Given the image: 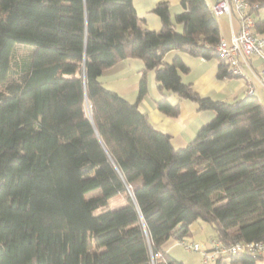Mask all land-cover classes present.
<instances>
[{
  "label": "trees",
  "instance_id": "trees-1",
  "mask_svg": "<svg viewBox=\"0 0 264 264\" xmlns=\"http://www.w3.org/2000/svg\"><path fill=\"white\" fill-rule=\"evenodd\" d=\"M247 1L264 35V0ZM180 5L172 16L157 2L153 31L133 0H0V264H184L162 247L197 221L226 244L264 242V104L200 96L178 55L163 60L173 50L219 59L207 0ZM16 44L33 53L7 81ZM126 58L144 63L133 102L98 79ZM151 70L158 110L176 116L175 94L214 113L182 148L139 109ZM216 76L233 77L221 60ZM117 194L124 204L112 210ZM258 261L219 255L211 264Z\"/></svg>",
  "mask_w": 264,
  "mask_h": 264
},
{
  "label": "crops",
  "instance_id": "crops-1",
  "mask_svg": "<svg viewBox=\"0 0 264 264\" xmlns=\"http://www.w3.org/2000/svg\"><path fill=\"white\" fill-rule=\"evenodd\" d=\"M159 1L168 3L172 16L181 11L180 0H133L137 16L143 20L144 25L148 29L153 31H158L161 28L159 17L153 13V8ZM217 20L221 37L229 39L231 28L227 17L222 16ZM232 26L234 30H237L236 21H233ZM176 55L188 67V72L182 74L183 82L190 84L198 95L226 102H232L247 95L243 79L237 77L217 78L219 59L205 60L191 56L184 51L173 50L168 52L163 60L170 62ZM251 64L256 70L260 69L261 62L259 59L252 58ZM143 69L144 63L141 59L126 58L104 70L98 79L105 88L116 91L126 100L133 102L138 93L139 80ZM146 82L147 92L139 102V109L146 114L148 120L155 128L170 135L174 148H182L189 144L197 131L213 119L214 113L212 111L199 110L196 103L190 100H179L175 94H169L168 100L173 104H179L177 115L171 117L164 114L156 107V102L162 98V95L157 90L152 70L146 72ZM252 82L255 88V96L260 103L264 104V87L254 78H252ZM200 227V223H192L189 226L190 236H192L195 228ZM190 239L193 240L191 237ZM179 245H181L179 242L170 239L163 245L162 249L174 259L184 264H190L177 251ZM257 264H264V261H258Z\"/></svg>",
  "mask_w": 264,
  "mask_h": 264
},
{
  "label": "built area",
  "instance_id": "built-area-1",
  "mask_svg": "<svg viewBox=\"0 0 264 264\" xmlns=\"http://www.w3.org/2000/svg\"><path fill=\"white\" fill-rule=\"evenodd\" d=\"M207 3L214 17H227L231 28L230 38L221 37L215 47L219 60L227 65L228 72L233 77L245 81L247 95H255L252 78L264 87V35H258L254 31L255 16L252 9L256 5H251L247 0H207ZM233 21L237 22V30L233 29ZM254 57L261 62L259 70L251 64ZM179 243L186 251L199 252L202 264L213 262L219 255L264 258V242L226 244L219 238L211 237L201 243L185 240Z\"/></svg>",
  "mask_w": 264,
  "mask_h": 264
},
{
  "label": "rangeland",
  "instance_id": "rangeland-1",
  "mask_svg": "<svg viewBox=\"0 0 264 264\" xmlns=\"http://www.w3.org/2000/svg\"><path fill=\"white\" fill-rule=\"evenodd\" d=\"M260 17L264 16V12L261 10L259 12ZM219 19V18H218ZM175 29L177 31L181 30V27L179 25L175 26ZM33 53V46L30 45H24V44H16L15 48L13 50V57L11 59L10 69L7 76V81L12 80L16 73L20 74L23 71H25L31 61ZM86 112L89 113L90 109L88 106L85 107ZM109 207L112 210H115L119 207H121L124 204V197L123 194H117L113 197H111L109 200ZM201 224L200 228H195L192 232V236H190L193 240L190 239V237H187L185 241L187 242H204L206 239L209 238V236H214V230L211 228L210 225H208L205 222L197 221ZM177 251L180 252L181 256L186 258L187 261H189L190 264H202V255L199 252L194 251H186L182 245H179L177 247ZM210 261L208 264H211Z\"/></svg>",
  "mask_w": 264,
  "mask_h": 264
}]
</instances>
